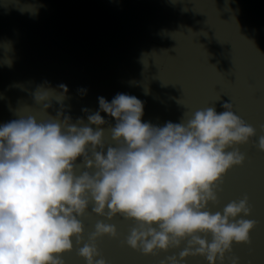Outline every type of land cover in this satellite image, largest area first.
I'll return each instance as SVG.
<instances>
[{"label":"clouds","instance_id":"9594fccd","mask_svg":"<svg viewBox=\"0 0 264 264\" xmlns=\"http://www.w3.org/2000/svg\"><path fill=\"white\" fill-rule=\"evenodd\" d=\"M40 6L16 4L31 14ZM0 50V62L11 67V43L0 42ZM58 88L37 86L32 103H18L17 118L0 125V264H66L74 241L82 244L85 264H108L97 240L117 238L118 231L101 220L85 241L80 217L90 205L109 220L134 221L124 243L145 255L183 245L160 264H186L189 256L225 264L234 243H251L256 221L245 218L251 214L247 195L222 211L209 207L219 203L223 176L245 160L235 146L256 135L231 102H223L221 112L213 105L159 126L142 120L140 99L118 93L111 101L98 97L99 109L85 123L65 114L67 86ZM54 105L60 107L52 114ZM101 112L115 120L107 129L115 146L105 140L101 126L109 122ZM257 147L264 151V135ZM228 264H239V257Z\"/></svg>","mask_w":264,"mask_h":264},{"label":"water","instance_id":"95a60500","mask_svg":"<svg viewBox=\"0 0 264 264\" xmlns=\"http://www.w3.org/2000/svg\"><path fill=\"white\" fill-rule=\"evenodd\" d=\"M35 3L36 14L21 13L16 4ZM0 0V42H10L12 66L0 62V125L16 119L18 103H32L31 92L47 82L57 91L67 86L63 104L72 121L99 109L98 97L111 101L118 93L144 103L142 120L163 126L180 122L199 109L225 101L256 129L245 154L222 178L219 203L211 211L245 195L251 207L246 219L256 221L250 244H233L226 254L239 264H264V0ZM3 51L0 50V61ZM20 85L22 87H16ZM81 89H86L82 92ZM219 100V101H218ZM60 105L48 111L55 114ZM88 109L89 112L83 111ZM105 140L115 146L107 130ZM92 127H96L93 125ZM231 150V149H229ZM79 163V161H78ZM83 169H77V174ZM88 233L103 220L118 237L97 240L108 264H160L181 248L145 255L124 243L134 221L120 215L109 220L92 212L80 217ZM211 239V237H208ZM74 241L66 264H85ZM186 264H207L189 256Z\"/></svg>","mask_w":264,"mask_h":264}]
</instances>
